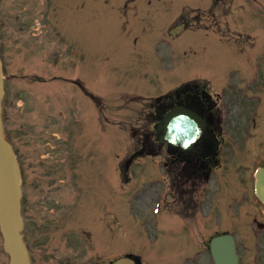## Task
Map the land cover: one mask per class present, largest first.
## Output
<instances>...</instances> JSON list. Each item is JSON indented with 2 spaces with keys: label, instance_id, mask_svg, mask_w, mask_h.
<instances>
[{
  "label": "rangeland",
  "instance_id": "1",
  "mask_svg": "<svg viewBox=\"0 0 264 264\" xmlns=\"http://www.w3.org/2000/svg\"><path fill=\"white\" fill-rule=\"evenodd\" d=\"M83 1L87 0H75L79 5ZM126 1L93 0L91 3L93 22L90 30L93 35V82L95 89L102 90V86L113 88L124 87L126 91L140 90L141 94L158 95L175 88L183 81H189L198 74L210 76L216 80L215 83L218 81L222 82L227 78L220 85H212V94L224 92V96H227L226 100L223 98L222 105L224 104L227 108H224V112H230L231 114L230 116L227 114L225 124L232 126L233 121L236 120V116L249 103L248 109L251 112H248V114L251 113V123L254 126H258L261 123V128L259 132H256V129H252L249 133L252 135L250 138H245L240 134L243 147L237 155L243 153L244 159L241 162L242 165L237 163L238 167L235 169L234 174L238 176L239 180L243 176L246 177H244L245 180L242 179L237 185L235 193L237 201L235 199L234 205L231 208L236 213H233V215H236L238 222L234 224L233 228L230 225L223 227V224H221V222H224L223 218L227 216L224 212H230L226 207V209H223L216 205V197L219 199V193L217 196L214 182H212L214 186L211 184L212 188L205 189L201 186V180H198L192 187L194 198L202 199L201 215L195 218V220L198 219L195 223H192L194 220L189 219L188 222L191 223V227L182 231L177 228L174 216L167 214L172 209L175 211L178 205L176 201L174 202L173 198L168 201L166 182L164 186L162 185V187L153 189L150 187L152 178H139L137 176L134 180V183L137 185L134 188L136 193L132 200L131 198H127L126 227L122 232L115 231L112 238L110 237L109 239L108 249L104 248L103 250H109L110 259L118 255L121 256L124 252L126 254L132 252L141 253L144 264H214L209 250V243L218 230L221 231L225 228V230H229V232L236 235L240 244L243 264H264V246L262 244L264 230L258 228L252 229L253 234L258 238L257 247L251 245V238H249L251 231L245 225L239 224L243 221L241 217L245 213L247 203L250 200V196L245 195L242 189L249 190V194H251V179L249 175L252 168L256 165L258 156L264 154V106L257 99L250 102L247 99L249 95L264 96V0H256L257 2L254 0H222L217 9V16L203 22L212 29L221 31L223 27V31H228L226 28L227 22V24L232 25L236 30H242V32H248L258 37L259 41L255 50H253L255 44H252L253 39L251 38L253 36L248 37L249 39L246 38L243 46L240 44L237 46L240 54H244L242 57H245L243 62L244 67L239 68L237 72L238 81L240 76L244 80L238 85L241 90H235L233 94L230 93L228 87L223 89L224 91L220 89L224 88L227 85L226 83L231 81L232 74L230 73L235 72L232 70L234 69L233 61H237L236 54L231 53V60L223 57V54L222 56H217L215 52L219 54V51L215 45L212 46L213 43L209 41V38L215 37L223 42V44L228 45L229 50H226L227 56L230 54V46H234L231 41L221 40L219 35L211 32V28L210 32L198 31L200 33H188L176 41L169 40V42H165L162 40L163 30H166L171 25L183 7L208 9L211 7L213 0H152L151 4L147 0H139L144 21L141 16L137 19H132L131 25L134 32L131 33L128 32L130 29H125L123 19L116 17L119 15L117 8ZM22 3V0H4L6 12L8 14H12L13 12L21 13V10H23ZM72 9L74 10L75 7H72ZM232 9L234 12L231 14ZM225 14L229 15L226 16ZM67 19L69 20L71 17L67 16ZM72 28L70 22H67V29L64 28L61 32V40L69 39V36L74 32ZM231 33L227 35L231 37ZM216 44L219 45L221 50L226 48L225 45H222L218 41ZM237 48L235 52L238 54ZM186 51L188 55L185 54ZM160 54L165 60L159 61ZM258 64L263 67V72L259 74L255 69L258 68ZM252 75L256 80L255 83H253ZM110 92L108 90L110 98V108L108 111L111 117L110 127L113 125L111 129L118 130L119 121H125L132 125L135 119L134 116L127 111H120L119 106L121 103L117 104V102H114L116 100L112 98ZM234 94L237 95L238 100L234 98V101L231 103L230 96ZM257 116H259V122L255 121ZM141 119L142 129L153 127L152 122L155 120L154 118L152 119L142 114ZM239 122L243 121L240 119ZM112 133L118 134V132L110 131L108 138ZM144 134H148V131L143 132V136ZM118 142L119 139H116L115 143L109 140V193L111 196L117 195L116 185L118 184L116 174L117 152L114 148H111V144H118ZM227 143L229 145L232 144L231 138L227 139ZM151 148L155 152H165V147L159 144ZM164 158L165 156H161L160 159ZM241 166L242 170L247 171L246 173L240 170L239 167ZM150 170H154L152 166L148 167L146 173H149ZM227 170L228 166H225L224 169L217 173V177L226 175ZM174 185L177 187L176 191L182 189V183L174 181ZM227 187L230 186L226 185L225 188ZM146 188L148 192L144 197L141 200H135V196L139 194V190L143 191ZM161 188L162 191L166 192L165 211L167 213L154 217L151 214L152 207L155 196L161 194L159 191L162 192ZM227 195L228 192L225 189L223 191L224 197L222 194L220 197L222 204L229 202L234 194ZM179 196H182V193ZM171 201L173 204H171ZM248 211L251 215L255 210L250 209ZM130 214L138 217L134 220ZM145 230L150 237L145 236ZM152 238H158L159 243H152ZM0 264H7V257L1 248V237Z\"/></svg>",
  "mask_w": 264,
  "mask_h": 264
},
{
  "label": "flooded vegetation",
  "instance_id": "2",
  "mask_svg": "<svg viewBox=\"0 0 264 264\" xmlns=\"http://www.w3.org/2000/svg\"><path fill=\"white\" fill-rule=\"evenodd\" d=\"M40 78L44 83L53 82L54 92L60 95V57L48 63ZM89 79L91 87L92 79ZM73 85L80 86L88 97L91 88L85 91L81 79L75 78ZM14 90L15 84L11 82L10 109L15 105ZM75 97L80 100L76 101ZM75 97L72 96L79 103L80 112H73L70 136L62 126L60 110H53L49 123L47 118H42L41 122L36 120L33 114L22 122L15 116L9 120V134L20 144L27 165L28 176L24 173L25 240L31 245L37 264H109L108 250L103 252L108 247L110 230L107 161L100 165L93 160V116L87 110L86 100L79 94ZM82 114H86V122ZM37 124L42 126L38 128ZM18 126L23 132L18 131ZM46 146L53 151L49 158L42 159L39 151ZM66 211L76 219L79 215L82 222H54L58 212V218H62ZM58 231L61 232L57 234Z\"/></svg>",
  "mask_w": 264,
  "mask_h": 264
},
{
  "label": "water",
  "instance_id": "3",
  "mask_svg": "<svg viewBox=\"0 0 264 264\" xmlns=\"http://www.w3.org/2000/svg\"><path fill=\"white\" fill-rule=\"evenodd\" d=\"M3 69L0 60V224L5 236L6 251L11 256V264H30L28 253L22 243L20 230L21 173L16 156L11 146L3 137L1 121V99L4 94ZM264 198V190H263ZM230 245V248L225 246ZM213 249L218 264H239L232 238H217L213 241ZM229 249V254L225 250ZM116 264H136L125 258Z\"/></svg>",
  "mask_w": 264,
  "mask_h": 264
}]
</instances>
